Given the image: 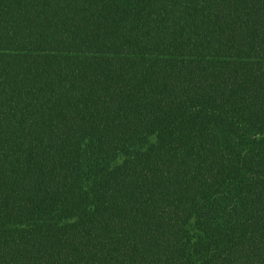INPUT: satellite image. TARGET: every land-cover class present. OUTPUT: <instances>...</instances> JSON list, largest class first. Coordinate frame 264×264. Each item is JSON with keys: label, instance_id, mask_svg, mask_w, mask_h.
<instances>
[{"label": "trees", "instance_id": "obj_1", "mask_svg": "<svg viewBox=\"0 0 264 264\" xmlns=\"http://www.w3.org/2000/svg\"><path fill=\"white\" fill-rule=\"evenodd\" d=\"M0 264H264V0H0Z\"/></svg>", "mask_w": 264, "mask_h": 264}]
</instances>
